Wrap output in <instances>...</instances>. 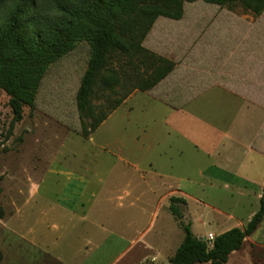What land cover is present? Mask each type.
<instances>
[{
  "label": "rangeland",
  "instance_id": "374dc122",
  "mask_svg": "<svg viewBox=\"0 0 264 264\" xmlns=\"http://www.w3.org/2000/svg\"><path fill=\"white\" fill-rule=\"evenodd\" d=\"M184 6L185 12L181 19L157 18L144 44L154 53L175 62L176 68L167 79V88L180 89L184 98H190L198 87H194L196 80L203 79L202 84L222 82L223 79L232 83L233 75L246 72L249 63L240 64V57L249 53V50L250 55H254L256 41L259 37L260 41L264 40V10L260 15H254L240 8L230 10L202 0L186 2ZM88 58L89 46L82 41L74 50L51 64L42 78L33 107L26 108L23 119L12 128L8 96L0 90V246L4 233L1 219L9 213L13 221L14 200L27 201L23 230H38L41 219L58 216V207L53 208L51 202L60 200L68 192L70 194L73 188H80L73 178L77 175L72 173H85L88 183L82 189L88 219L84 224L78 223L72 213V220L63 223L62 227L67 225L70 232L80 231L88 235L95 232L98 235L103 231V235L109 239L99 254L98 251L93 254L83 251L75 256V252L68 251L66 257L80 259L81 264H139L142 258L143 264H148L150 257L156 256V264H170L169 257L173 254L176 241L179 237L182 239L184 233L171 214L169 204L161 206L154 216L151 214L153 208H146V213L137 215L138 207H128V199H112L118 190L121 191L128 184L131 173L137 174L133 165H147L145 156L138 152L144 151L138 147L144 141V124L154 131L161 128L163 132L157 133V138L161 136L163 141L165 139V142H161L163 146L169 143L180 145L181 152L179 150L176 153L174 148L166 150L173 153L172 156L177 160L176 171L196 182L190 188L186 187L201 200H188L190 216L186 223H191L194 233L215 231L217 227L210 221L216 216L212 210L214 207H225L228 213L235 210V214L244 221L250 211L258 208L256 194L260 191L259 186L261 189L260 171L263 162L257 160L255 175L249 177V182L244 185L233 183L231 172L226 174L231 185L228 189H223L220 183H216L215 189L209 187L207 176L199 174L198 170L205 169L212 161L202 151L210 147L211 143L216 144L223 132L229 131L234 136L240 126L242 135L248 141L259 128L264 109L252 105L239 110L238 104L232 102L235 97L222 95L218 98L213 95L214 91L190 100L179 111H170L162 105L155 111L153 102L145 100L143 102L147 104V109L135 107L130 111L128 105L122 104L93 133L82 137L78 132L80 123L75 95ZM262 61L257 71L253 67L249 69L251 74L258 73V78L253 81L250 78L249 84H246V97L255 103L264 104V57ZM233 118L236 125L232 122L233 126L229 129L227 125ZM164 120L166 123L163 124ZM211 120L219 123L216 128L220 130L208 124ZM136 134L139 135V141L134 139ZM190 140L197 143L199 148L203 147L202 151H198ZM160 146L152 143V151L159 152ZM118 147L121 152L117 150ZM235 148L233 145L225 149L229 157L228 164L232 167L243 159V149ZM111 149L116 156L111 154ZM50 169L60 173H51L48 171ZM65 171L72 173L67 175ZM239 177L247 178L243 174ZM32 183H39L41 187L39 193L31 198L29 189ZM237 202L243 206L235 209ZM206 205H210L211 209ZM41 212L46 215L43 216ZM121 218L133 219V224L128 226L125 222L121 223ZM233 221L231 223H236ZM8 226L14 229L15 224L8 223ZM119 229L128 231L134 238L144 232L138 240L140 242L120 257L117 256L120 247L108 245L114 238L111 233L118 234ZM162 231L167 233L166 239L160 237ZM49 232L54 236L59 233L52 227ZM149 240L152 242L150 246ZM83 260L86 262L82 263ZM224 264H264V217L242 246L230 253Z\"/></svg>",
  "mask_w": 264,
  "mask_h": 264
},
{
  "label": "trees",
  "instance_id": "16d2710c",
  "mask_svg": "<svg viewBox=\"0 0 264 264\" xmlns=\"http://www.w3.org/2000/svg\"><path fill=\"white\" fill-rule=\"evenodd\" d=\"M194 1L0 0V90L8 96L10 127L23 119L26 108L33 107L48 67L83 41L89 46V58L76 91L75 107L78 132L88 137L132 91L153 88L174 69L173 60L149 50L144 40L157 18L181 19L185 3ZM202 1L254 15L264 10V0ZM263 41L254 52L258 60L264 57ZM170 201L169 210L184 236L169 263L224 264L261 223L264 184L259 207L246 225L215 235L211 245L182 221L176 203L184 200L171 197Z\"/></svg>",
  "mask_w": 264,
  "mask_h": 264
},
{
  "label": "crops",
  "instance_id": "0c3cea01",
  "mask_svg": "<svg viewBox=\"0 0 264 264\" xmlns=\"http://www.w3.org/2000/svg\"><path fill=\"white\" fill-rule=\"evenodd\" d=\"M258 42H260V37L259 40H257L255 43L256 47L258 46ZM240 59V64L246 65L249 63V65L247 66L246 72L244 71L245 73H238L231 77L232 83H228L223 79L222 82H208L207 84H202L203 79L196 80L194 82V87L195 85H198L197 89L194 90L193 95L190 98H184L182 96V93L180 92V89L176 88L171 90L167 88L169 87L167 79L176 68L175 64L174 69L170 73H168L166 77L160 80L153 88L146 91H133L124 99V101L120 105H128L127 108L130 111L135 107L147 109V104L143 101L150 100L151 102H153L152 107H154L155 111L156 109H160V105L168 107L170 111H179L181 109H184V104H186L190 100H195L203 94H211V92L214 91L215 94L213 95H217L218 98L222 95L235 97L232 102H234L235 105L238 104L237 106H239V110H244L245 108L252 105L264 109V104H262V102L255 103L249 100L250 98L246 97V95L248 94L246 90V84H249V81L251 80L250 78H252V81L255 80L254 78H258V73L251 74L249 72V69L253 67V70L257 71V69L261 65V62H263V58L259 60L256 59L254 55H250L249 50V53H246V55L244 54L240 57ZM250 65L252 66L250 67ZM248 72L249 76L247 74ZM178 88L181 87L178 86ZM235 118L231 119V123L227 125L229 129L231 126H233L232 122H235L236 125ZM261 120L262 121L260 122L259 128L254 131L248 141L246 139V136L242 135L243 131L241 130L240 126L235 131L236 133L234 136H232L229 131L223 132L222 137L218 138L216 144L211 143V146H207V148L203 151V147L199 148L197 143L190 140V143H192V145L198 151L201 150L209 159L212 160L205 169L198 170L199 174L207 176L208 180H206V183L209 187L215 189L216 183H220L221 186H223V189L230 188L231 185L229 183V180L225 177L226 174H230V172L231 175L234 176L231 178V181H233V183H240L244 185L246 182H249V177L255 175L256 162H263L262 169L260 171L261 189L259 186L260 191L256 194L259 202V198L262 192V186L264 184V152H262L264 150V117ZM164 123H166L165 120L163 121V124ZM237 123L241 124L239 121ZM208 124L216 128V125H218L219 123L213 122V120H211ZM143 126L146 128V130L143 129V133L145 132L143 136L144 141L138 147L140 149L142 147L144 151L140 150L138 152L142 153L143 156H145L147 165L146 167L133 165V167L135 168L134 171L137 174H135L134 172L131 173L132 177L129 178L128 184H125L121 191L118 190L112 197V199H128V207H138V211L136 212L137 215L146 213V208H153L154 211H152L151 214L152 216H154L161 206H167L168 204L170 205L171 197L182 198L184 202L176 204L179 206L182 212V221L186 223V219L188 220L190 216L188 200H201H199L196 196H193V193L186 189V187L190 188V186L192 184H195L196 182L176 171V167L178 166L176 164L177 160H175V158L172 156L173 153L167 152L166 150V148H174V150H176L175 152L177 153V151L180 150V145H176L173 143L170 144L169 142H166L169 143L168 146H163L161 142H165V139L163 141V138L161 139V136L157 138V133L163 132L161 128L158 127L154 131L148 125L144 124ZM134 139L136 141H139V135L136 134L134 136ZM152 143H156L158 147L162 145L160 146L159 152L152 151ZM233 145H235L236 147L235 150H239L241 148L243 149V159H241V161H239L234 167L228 164L227 159H229V157L225 150L226 148H230V146L233 147ZM117 150L121 152V149L119 147L117 148ZM111 154L116 156V153L113 152V149H111ZM198 157L199 156L196 155L195 158L198 159ZM48 171L55 174L60 173V171H55L52 169ZM205 172H207V174ZM64 173L70 175L72 172L65 171ZM72 174L77 175L76 177L73 176V178L78 182V186L80 188L78 190L73 188V191L70 194L68 192V194L63 195L60 200L51 202V206L53 208L58 207V218L46 217L41 219L40 221L42 222V224L39 226L38 230H34L33 228L28 229L27 231L23 230V226L26 223L24 213L26 212L25 203L27 201L22 202L17 199L13 201V221L10 217L11 214L9 213L4 215L3 219H1V221L3 222L4 233L1 239L2 245L0 246V250L2 251V260L0 264H81L80 259L77 260L66 257L68 251L75 252V256H78L83 251L86 254H93L97 253L98 251L99 254L100 249L106 244V240L109 239L108 236L103 235V231L99 232L98 235H96V232L88 235L85 232L81 233L80 231L70 232L68 231L69 229L66 228L67 225L62 227L63 223L67 224L72 220V216L70 215L72 213L73 219L77 218L78 223L84 224L88 219L86 215V201L83 200L85 194L84 190L82 189L86 186V183H88V178L86 177V175H84L85 173ZM240 174L245 175L247 178L239 177ZM243 181L245 182L243 183ZM200 185L205 184L201 183ZM40 187L41 184L32 183L29 189V196L32 198L33 196L38 194ZM234 187L238 188L239 190L242 189L240 187ZM119 192L122 194L117 195V193ZM239 193L243 192L240 191ZM235 206V209H238V207H242L243 204H241V202H237ZM206 207L210 208V205H206ZM257 209L250 211V213L248 214V218H246V220L244 221V219L240 218L238 214H235V210L234 212L230 211L228 213L227 210H225V207L223 209L214 207L212 208V210L216 212V216H214V219H211L210 221L213 222L217 228L215 229V231L209 230L207 231V233H194L191 229V223L188 222L187 224H189L192 233L197 237H205L208 233L217 235L232 227L243 228L253 216V214L257 211ZM41 213L43 216L46 215L43 212ZM5 217H7V219H5ZM237 218L242 220L238 221ZM232 220H234L233 222L236 223H231ZM199 221L202 222L201 220ZM123 222L127 223L128 226H130L131 224H133V219L127 218V220H123L121 218V223ZM8 223H13V225L15 224L14 229L12 226L9 227ZM50 227L58 230L59 233L55 236L54 234L52 235L49 232ZM119 232L120 233L118 234L111 233L112 235H114V238H112V241H110L108 244L111 247H120V249H118V257L125 254L127 251L132 249L136 245V243L140 242L138 240L141 239V235L144 234L143 232L137 238H134L128 233V231L124 229H119ZM160 237L166 239L168 235L167 233H165V231H162L160 233ZM245 239H247V237ZM72 240L74 241L72 242ZM181 240V237H179V239L176 241V245L174 247L175 249L180 244ZM151 243L152 242L149 240L148 245L150 246ZM85 262L86 260H83L82 263ZM138 262L139 264H143L144 259L142 258ZM156 262V256H152L150 257V263L148 264H156Z\"/></svg>",
  "mask_w": 264,
  "mask_h": 264
},
{
  "label": "built area",
  "instance_id": "2783aa9c",
  "mask_svg": "<svg viewBox=\"0 0 264 264\" xmlns=\"http://www.w3.org/2000/svg\"><path fill=\"white\" fill-rule=\"evenodd\" d=\"M214 234L213 233H208L204 238V240H207V242H208V244H210L211 245V243H212V240L214 239Z\"/></svg>",
  "mask_w": 264,
  "mask_h": 264
},
{
  "label": "water",
  "instance_id": "95a60500",
  "mask_svg": "<svg viewBox=\"0 0 264 264\" xmlns=\"http://www.w3.org/2000/svg\"><path fill=\"white\" fill-rule=\"evenodd\" d=\"M200 238L203 239V240L205 239L204 237H200Z\"/></svg>",
  "mask_w": 264,
  "mask_h": 264
}]
</instances>
